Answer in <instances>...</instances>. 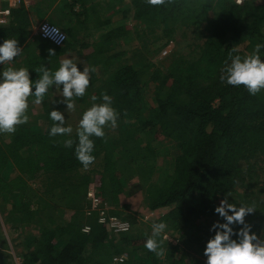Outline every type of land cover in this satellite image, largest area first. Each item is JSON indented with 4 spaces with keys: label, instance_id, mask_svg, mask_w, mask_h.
Masks as SVG:
<instances>
[{
    "label": "trees",
    "instance_id": "1",
    "mask_svg": "<svg viewBox=\"0 0 264 264\" xmlns=\"http://www.w3.org/2000/svg\"><path fill=\"white\" fill-rule=\"evenodd\" d=\"M129 1L132 20L136 29L140 28V40L144 39L142 48L152 46V39L153 44L168 39L179 26L190 27L196 38H203L196 44L197 56L173 52L168 64L158 68L146 56L141 59L136 50L121 64L126 52L121 50L116 56L109 52L126 31L120 25L111 27L109 19L103 18L99 21L103 47L83 55L77 36L89 29L91 9L70 12L71 18L63 22L67 39L61 47L30 37L32 25L21 1L7 9L6 23L0 25V44L16 39L22 49L12 61L14 69L27 68L33 82L42 75L38 72L41 65L52 72L58 70L64 54L85 62L94 58L89 67L104 71L102 78H90H95L98 86L90 89L94 79L85 95L75 101L96 96L92 101L98 104L102 93L113 98L112 107L119 113L117 126H106L102 139L91 137L92 154L102 162L95 191L104 205L126 211L122 218H113L129 224L128 231L115 239L98 222L102 210L86 214L90 173L75 155L77 131L70 137L49 135L53 126L50 111L62 112L66 107L54 99L37 117L42 124L27 122L0 140V216L12 235L30 229L24 248L15 252L19 264H206L196 252L204 251L215 235L207 222L218 215L217 200H229L233 194L248 198L246 191L236 193L245 184L244 173L264 172V90L253 96L242 85L231 86L220 80L221 68L226 60L230 63V54L243 58L255 45L264 44V2L244 0L238 5L235 0H171L163 6H151L146 0ZM49 21L62 23L60 18ZM49 49L54 56L49 57ZM259 54L264 60V48ZM112 63L119 65L108 70ZM9 67L0 68V74ZM117 128L126 153L121 164L114 160L109 137L110 130ZM69 138L74 141L71 148L64 144ZM132 176L140 178L144 206L149 211L166 210L154 223L164 222L175 232L184 231L185 242L173 245L162 241L159 256L148 251L144 245L152 235V225L142 235L143 242L135 241L141 236L133 226L137 214L119 198L125 181ZM35 181L42 182L41 191L30 184ZM59 208L72 213L68 221L57 215ZM246 224L257 233L255 225ZM83 226H89L90 232L82 233ZM241 227L235 224L234 232ZM232 239L238 237L233 235ZM189 243L196 246L186 263L184 248ZM121 254H126L123 262H114L113 258ZM6 256L7 261H3L0 254V264H14L13 257Z\"/></svg>",
    "mask_w": 264,
    "mask_h": 264
},
{
    "label": "clouds",
    "instance_id": "2",
    "mask_svg": "<svg viewBox=\"0 0 264 264\" xmlns=\"http://www.w3.org/2000/svg\"><path fill=\"white\" fill-rule=\"evenodd\" d=\"M151 6H163L171 0H146ZM43 34L48 38H53L59 43L64 40L60 29L53 26L42 27ZM264 44L255 45L254 51L245 56H232L230 63L226 60L221 68L220 80L231 86H244L250 95H256L264 90V60L261 59L260 49ZM22 49L18 46L16 39H6L0 44V64H8L21 54ZM53 50L49 49V57L54 56ZM95 68L84 67L79 70L77 64L71 59H63L58 70L52 72L41 65L38 69L39 79L33 82L29 78L27 68L19 69L7 68L0 74V133L14 134L18 126L28 122L29 97L34 96L33 103L42 104L45 95L53 87L62 86V101L56 103L66 104L69 111H75V99L83 97L90 85L91 74ZM34 88V91H33ZM93 101L97 100L92 96ZM101 103H93L86 110L79 121L77 129L78 143L75 147L77 160L87 170L95 162L94 141L91 137L104 138L106 126L115 128L119 119V113L112 107L113 98L108 94H101ZM53 126L49 131L50 136L70 137L73 129L65 126V117L58 110L49 113ZM74 141L69 138L64 141L66 147L71 148ZM256 211L254 206L229 203L227 197L220 201L215 208L217 213L225 223L216 222L211 230H215L213 238L209 239L204 249L207 257L206 264H264V239L257 237L251 232V226L245 223V217ZM231 213V214H229ZM242 225L239 231L234 232L232 225ZM167 225L164 222L152 224V235L146 240L144 247L156 255H161L163 248L162 236ZM90 228L85 231L90 232ZM233 235L238 237L232 239Z\"/></svg>",
    "mask_w": 264,
    "mask_h": 264
},
{
    "label": "rangeland",
    "instance_id": "3",
    "mask_svg": "<svg viewBox=\"0 0 264 264\" xmlns=\"http://www.w3.org/2000/svg\"><path fill=\"white\" fill-rule=\"evenodd\" d=\"M11 0H0V17L5 18L7 14V9L9 8ZM23 2V1H21ZM257 2H264V0H257ZM12 4V3H11ZM130 1L129 0H79L76 1V7L78 11H82V9H91L92 11L89 12V18H88V30L87 31H80L77 38L79 40V44L81 46H84V48L81 50L83 55L89 56L92 54V52H95V48H102L103 43L101 42L100 35L103 33V28L100 25L99 21L100 19H109V24L112 26H123L124 30L126 31V36L121 37L117 41H115V47L112 49L110 53L113 54V56H116V53H119L121 50L126 52V55L123 56L120 63H126L127 60L131 57L133 52L136 50H139L137 52H140V58L144 59V56H146L152 63H154L158 68H163L165 65L168 64V56H170V53L176 52L177 54L183 55L185 57H196L199 52V43H202L203 38H196L195 33H193L192 28L190 27H177L174 30V33L167 39H161L160 41L153 44L154 39L150 42L152 46L149 48H142V42L143 40H140V32L139 29H136V21L132 20V11H129ZM7 7V8H3ZM46 10V9H45ZM94 15V16H93ZM93 16V17H92ZM101 17V18H100ZM86 17H81L80 20L83 22ZM42 22H47L49 24L51 23L48 19H40L36 25L41 24ZM57 28H59L61 31H63L65 34L66 32L64 29H62V26L55 25ZM65 28V27H64ZM124 31V32H125ZM32 34V33H31ZM67 36V35H66ZM143 36V35H142ZM36 39V38H34ZM39 40V39H38ZM42 40V39H41ZM44 41V40H43ZM45 42V41H44ZM150 45V44H149ZM141 48V49H140ZM240 50H243L242 46H238ZM245 51V50H244ZM246 54V51H245ZM71 58V57H70ZM74 59V58H72ZM94 58L84 61L82 58H76L74 63L77 64V67L80 69V67H89L90 62L93 61ZM13 63L10 62L8 65L10 68H13ZM7 64H0V68H3ZM79 65V66H78ZM118 63H112L110 68L108 70H113L114 67L118 66ZM90 68V67H89ZM95 72L91 74L95 75L96 77L102 78L104 76V71H101L100 69L95 68ZM95 78H92L91 81H93ZM90 81V82H91ZM93 85L90 89H95L96 86H98L97 80L95 79L93 81ZM62 86L60 87H53L49 90V92L45 95L44 100L42 104L37 105L33 103L35 100L34 96L29 97V109L27 111V115L29 116L28 122H37L39 124L41 123V120L38 119V115L42 113L44 105L48 102H52L56 99L58 101H62L61 96ZM93 101L91 98L84 99L82 102L75 101V111H69L67 108H62V114L65 117V126H71L73 129L72 134H74L78 127H79V121L82 118L83 113L88 110L92 105ZM71 134V135H72ZM121 132L120 129L117 128L116 130L111 129L110 130V136L112 137L113 146L115 149V155L114 160L116 162H119L120 164L122 161L126 160V153L123 150L121 146ZM8 138L7 133H0V140H4ZM158 139H161L159 136ZM253 163V161L251 162ZM88 173H90V182L88 184V189L85 196V203L87 202V207H85L88 213L94 211L97 209V211L102 210L100 212L101 216H104L106 221L109 219H114L113 216H119L123 217L125 214H127L126 211L120 209L119 207H110L109 205H104L102 202V199L97 196L96 194V186H98V178L100 176V172L102 171V162L101 157L97 158L95 162L89 166L87 170H84ZM253 172V170H250ZM250 171H247V174L244 173V182L245 184L240 186L236 193H239L240 195H243L245 191L249 194L248 198L236 196V194L231 196V198L228 200L229 203L235 204L237 207L241 205L245 206H254L256 208V211L252 214H249L245 217V222H249L256 226V235L260 239H264V172L257 170L255 174H252ZM12 176L14 175L13 172H9ZM42 178V177H41ZM32 187L36 190L41 191L43 189L42 182L35 181L34 183H30ZM124 193L119 196L121 204L128 205L129 211L135 212L136 215V221L133 224L134 231L136 232V235H141L135 241L143 242V236L144 232H149V227L160 218V216L166 211L165 209H159L156 211H149L145 206L143 202V193H142V184L140 182V178L138 176H132L130 179H127L124 183ZM91 194L97 197V200L99 202V206H94L91 203ZM83 198V197H82ZM222 199L217 200V204L219 206L220 201ZM233 200V201H232ZM236 201V202H234ZM86 205V204H85ZM9 208V207H7ZM118 208V209H117ZM71 212L67 211L65 208H59L57 211V215L64 220L68 221ZM231 214V213H229ZM103 219V218H102ZM117 220V219H116ZM97 221V220H96ZM120 221V220H118ZM99 222V219H98ZM122 222V221H121ZM216 222L219 223H225L223 218H221L219 215L212 218L207 222L208 230L212 228V225ZM100 223V222H99ZM98 224V223H97ZM102 224V223H101ZM103 225V224H102ZM106 226V224H105ZM130 226L132 227V224L130 223ZM235 226L232 225V227ZM85 227L89 226H83L82 230ZM107 227V226H106ZM90 228V227H89ZM235 228V227H234ZM29 228H26L24 232L20 231L18 234H10L9 227L4 223V220L0 216V254L1 259L3 261H7V255H10L13 257L14 264H19L20 260L15 257V252H20L24 248V241L26 237L29 235ZM215 230H211L210 232H214ZM83 233V232H82ZM89 233V232H88ZM87 234V233H84ZM113 234V233H112ZM115 236V239H117L119 235L113 234ZM142 238V239H141ZM162 241H168L171 242L173 245L180 244L182 242H185V232L179 231L175 232L168 226L166 227L164 233L162 234ZM4 245L8 247V250H5ZM196 246L195 244L189 243L188 246L184 248L185 251V262L189 263V260L192 257L191 252H193V247ZM195 249V248H194ZM196 252V251H195ZM204 251L198 250L196 252V256H198L203 261L207 262V257L204 255ZM194 255V254H193ZM120 257L126 258V254H121ZM115 258H118L115 257ZM113 258V260L115 259ZM2 264V263H1ZM4 264V263H3ZM164 264H172V262L165 261Z\"/></svg>",
    "mask_w": 264,
    "mask_h": 264
},
{
    "label": "crops",
    "instance_id": "4",
    "mask_svg": "<svg viewBox=\"0 0 264 264\" xmlns=\"http://www.w3.org/2000/svg\"><path fill=\"white\" fill-rule=\"evenodd\" d=\"M11 1L12 2H10L9 8H14V7H16V5L20 1H23L24 5L26 7V11H27L29 20H30L31 25H32V29H31L32 34L30 35V37H32V39H34V38L39 39V37L36 35V31H37V27H38V25H36V24L40 19H48L49 20L52 17L54 21H58V18H60L62 23H60L59 26H62L61 28L64 29V31H65L66 29L64 27H66L65 26L66 24L63 22H66L67 20H69V18H71L70 12H72V13L79 12L77 10L76 3L74 2V1H79V0H11ZM73 11H75V12H73ZM83 48H84V46L81 47V50ZM110 52H109V54H112ZM72 58H74V59H72ZM76 58L77 57H73L71 55L64 54L61 57V61L63 59H71V60L75 61Z\"/></svg>",
    "mask_w": 264,
    "mask_h": 264
},
{
    "label": "built area",
    "instance_id": "5",
    "mask_svg": "<svg viewBox=\"0 0 264 264\" xmlns=\"http://www.w3.org/2000/svg\"><path fill=\"white\" fill-rule=\"evenodd\" d=\"M243 1H244V0H235L236 4H238V5H240ZM5 23H6V19L0 17V25H3V24H5ZM44 25H47L48 27L53 26V27L57 28L56 26H54V25H52V24H49V23H47V22H42V23L39 24L38 27H37L36 35H37L40 39H42V40H44V41H47V42L51 43L53 46H56V47H61V46H63L64 43L66 42V39H67L66 35L60 30L61 33H62L63 36H64V40H61L59 43H57L55 39H53V38H48V37H46V36L43 34L42 27H43ZM57 29H59V28H57ZM89 197H91V203H92V205H94V206H95V205H96V206H99V202H98L97 197H96L95 195L93 196V195L91 194V196H89ZM102 218H103V219H102ZM105 219H106V218H105L104 216H101V214H100L99 222L102 223L104 226H105V224H106L107 229H108L109 231H111L113 234H116V235L123 234V233H126V232L128 231V229H129V224L126 223V222L118 221V220H116L115 218H114V219H109L108 221H106ZM106 226H105V227H106ZM87 228H89V227H85V228L82 230V232H83V233H88V231H85V229H87ZM123 260H124L123 257H118V258H115V259H114V262H123Z\"/></svg>",
    "mask_w": 264,
    "mask_h": 264
}]
</instances>
